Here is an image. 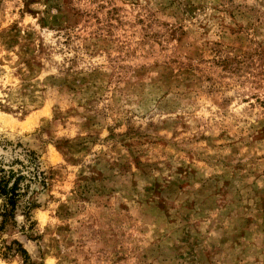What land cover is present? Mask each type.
Wrapping results in <instances>:
<instances>
[{
    "label": "rangeland",
    "instance_id": "1",
    "mask_svg": "<svg viewBox=\"0 0 264 264\" xmlns=\"http://www.w3.org/2000/svg\"><path fill=\"white\" fill-rule=\"evenodd\" d=\"M27 151L34 262L264 264V0H0V163Z\"/></svg>",
    "mask_w": 264,
    "mask_h": 264
},
{
    "label": "trees",
    "instance_id": "2",
    "mask_svg": "<svg viewBox=\"0 0 264 264\" xmlns=\"http://www.w3.org/2000/svg\"><path fill=\"white\" fill-rule=\"evenodd\" d=\"M29 167L23 165L20 159H13L8 164L0 163V258L7 260L18 256L21 264H42L31 260L26 248L17 239L9 242L4 238L7 232L17 226L15 219L21 200L29 191V183L38 182L43 188L48 186L45 171L41 170L37 155L34 151L25 152ZM15 165L19 168L14 169ZM34 204L28 202L23 206L25 223L20 225L19 231L26 233L33 230L30 210Z\"/></svg>",
    "mask_w": 264,
    "mask_h": 264
}]
</instances>
